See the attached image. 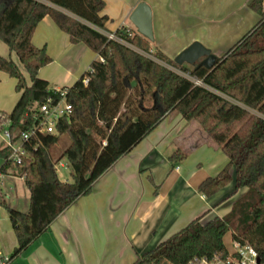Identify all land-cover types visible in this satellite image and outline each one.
I'll return each instance as SVG.
<instances>
[{
    "label": "trees",
    "instance_id": "trees-1",
    "mask_svg": "<svg viewBox=\"0 0 264 264\" xmlns=\"http://www.w3.org/2000/svg\"><path fill=\"white\" fill-rule=\"evenodd\" d=\"M0 0V41L14 53L30 80L26 85L19 67L0 56V72L16 80L18 99L9 113L0 111V130L4 119L17 141L29 138L22 146L27 156L20 165L9 162L10 150L0 147L2 172L24 180L29 190L26 213L6 209L16 246L11 261L43 234L50 224L79 198L88 195L94 182L121 157L130 152L171 112L186 122H195L220 148L227 164L214 177L197 187L210 197L232 181L234 191L246 192L222 218L191 220L185 227L156 248L137 256L132 264H186L225 256L226 234L231 241L251 246L264 264V12L262 0L249 7L259 15L258 22L219 58L212 69L191 70L178 66L151 46L135 30L118 27L109 39L100 30L108 18L102 15L103 0ZM67 12L69 15L51 7ZM49 16L69 38L83 43L97 55L88 71L66 89L70 114L61 117L52 134L33 133L42 115L40 105L47 97L53 103L59 94L37 77L51 59L44 48L31 39L37 24ZM171 68L200 82L196 85ZM83 80L87 83L84 84ZM70 144L60 157L72 169L71 182L59 179L51 149L61 136ZM184 155L175 152L172 164Z\"/></svg>",
    "mask_w": 264,
    "mask_h": 264
},
{
    "label": "crops",
    "instance_id": "crops-1",
    "mask_svg": "<svg viewBox=\"0 0 264 264\" xmlns=\"http://www.w3.org/2000/svg\"><path fill=\"white\" fill-rule=\"evenodd\" d=\"M103 1L101 14L109 19L100 30L104 34L121 26L135 30L129 16L139 3L147 4L151 10V46L171 60L193 42L216 58L222 57L260 18L249 7L252 0ZM31 41L35 47L44 48L51 59L38 70L37 77L52 90L71 87L97 59L83 43L71 44L49 16L37 24ZM0 56L10 58L30 86L17 56L1 41ZM14 83L15 79L0 72L1 112L9 113L18 99L19 94L9 92ZM175 152L184 159L172 164L169 157ZM226 164V156L195 122L168 113L94 182L88 195L63 211L9 264H132L137 256L153 250L191 220L201 217L203 222L229 213L246 192L234 191L233 169L232 181L214 195L205 197L197 190L204 179L216 176ZM2 166L0 159V255L8 257L16 239L1 203L26 213L29 190L23 178L2 172Z\"/></svg>",
    "mask_w": 264,
    "mask_h": 264
},
{
    "label": "built area",
    "instance_id": "built-area-1",
    "mask_svg": "<svg viewBox=\"0 0 264 264\" xmlns=\"http://www.w3.org/2000/svg\"><path fill=\"white\" fill-rule=\"evenodd\" d=\"M262 9L264 11V0H262ZM109 39H115L111 34H106ZM86 84L87 81L83 80ZM56 91V90H55ZM59 94V100L53 103L51 97H47L46 100L40 105L39 111L42 115L40 123L35 127L33 133L40 134H52L55 129L57 121L70 114V106L66 103L65 94L66 90L61 89L56 91ZM3 120L2 128L0 130V138L3 143V147L10 150L8 161L14 165H20L23 159L27 156V152L23 148L22 144L29 138L28 133L21 134L20 138L15 141L14 136L9 132V121L1 116ZM1 175V173H0ZM8 257L0 255V264H9ZM186 264H262L259 260L258 253L249 245H240L237 242L231 241V250L227 249V254L222 256L220 254H214L209 259H197L194 258L188 261Z\"/></svg>",
    "mask_w": 264,
    "mask_h": 264
},
{
    "label": "water",
    "instance_id": "water-1",
    "mask_svg": "<svg viewBox=\"0 0 264 264\" xmlns=\"http://www.w3.org/2000/svg\"><path fill=\"white\" fill-rule=\"evenodd\" d=\"M129 21L138 34L150 42L153 41L151 10L147 4L139 3L131 12ZM174 63L178 66L187 64L209 70L215 65L216 57L200 43L193 42L174 58ZM196 85L199 84L196 83Z\"/></svg>",
    "mask_w": 264,
    "mask_h": 264
},
{
    "label": "rangeland",
    "instance_id": "rangeland-1",
    "mask_svg": "<svg viewBox=\"0 0 264 264\" xmlns=\"http://www.w3.org/2000/svg\"><path fill=\"white\" fill-rule=\"evenodd\" d=\"M38 1L47 4L46 0H38ZM187 68L191 70L193 67L188 66ZM171 69L173 71L179 73L181 76L191 80L195 84L197 83V84L201 85L200 82L189 77L188 74H183V73H181V72H179L173 68H171ZM14 84H12V86L9 87V92L12 94V96L15 95ZM6 88L8 89V87H6ZM5 113H7V112H5ZM69 144H70V141H69L68 137L65 135L61 136L58 144H56L54 147H52L51 155H52L54 162L56 161L55 169H56V173L59 176V178H61L64 181L67 180L68 182H71L72 181V178H71L72 169L69 166L67 159L65 157H62V158L60 157L62 151L64 149H66L69 146ZM223 243L227 247L228 250H231V237H230L229 233L224 236Z\"/></svg>",
    "mask_w": 264,
    "mask_h": 264
}]
</instances>
